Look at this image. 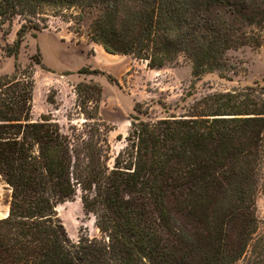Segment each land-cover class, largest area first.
Here are the masks:
<instances>
[{
    "label": "trees",
    "instance_id": "16d2710c",
    "mask_svg": "<svg viewBox=\"0 0 264 264\" xmlns=\"http://www.w3.org/2000/svg\"><path fill=\"white\" fill-rule=\"evenodd\" d=\"M89 15V41L106 53L150 70L183 59L195 80H231L230 53L264 45V0H0L4 36L24 22L6 55L17 57L27 31L50 18L80 26ZM32 60L0 76V176L12 191L0 264H264V86L207 95L185 115L131 116L111 165L103 86L77 85L86 121L65 134L46 116L32 119L40 53ZM79 195L99 235L74 241L57 207Z\"/></svg>",
    "mask_w": 264,
    "mask_h": 264
},
{
    "label": "rangeland",
    "instance_id": "374dc122",
    "mask_svg": "<svg viewBox=\"0 0 264 264\" xmlns=\"http://www.w3.org/2000/svg\"><path fill=\"white\" fill-rule=\"evenodd\" d=\"M91 22V15L87 16L80 26L69 18H50L48 27L42 31L33 29L27 31L22 50L17 57H8L5 48L13 45L17 32L24 22L18 18L14 20L10 27V34L7 36L3 33L9 30V24L0 30V76L13 74L17 64L26 66L33 63V56L40 53L42 63L34 65L36 87L32 119L41 121L43 116H46L52 119L53 123H58L65 134H71L74 128H81L86 121L78 106L76 87L79 83L96 82L108 88L109 84L112 88L115 87L116 80L103 69L83 66L84 62H96L99 63L98 67H102L93 49L88 50V60L86 58L85 48H88L86 41H89L87 32ZM46 35L54 36L64 49L77 48L79 53L72 56L78 60V66L82 65L83 68L99 71V73L80 74L79 71L82 68L78 71L64 72L48 69L43 63L41 52V44ZM122 57L127 58L125 60L130 63L131 67L121 80L116 81L124 97L120 102L114 98L113 94L104 93L101 104L102 118L113 127V131L109 134L111 165L126 147V138L131 130V116H139L144 121H157L173 115H185L192 111L197 101L207 95L225 92L234 87L251 86L255 83L264 86V45L257 50L243 48L230 53L231 68L228 74L231 80L222 78L217 73L207 74L200 80H195L192 76L191 65L183 59L179 64L166 67L159 73L150 72L146 63L129 56L111 57L110 65L113 66ZM137 103L140 105V114L133 110ZM121 106L126 111L132 110L131 113L128 116L125 113L116 122H111L110 114ZM11 195V189L0 176V219L5 218L9 213ZM57 212L72 240L77 241L82 234H89L93 237L99 235L95 226V218L84 212L80 195L75 201L59 205ZM258 214L264 222V194L258 200Z\"/></svg>",
    "mask_w": 264,
    "mask_h": 264
},
{
    "label": "crops",
    "instance_id": "0c3cea01",
    "mask_svg": "<svg viewBox=\"0 0 264 264\" xmlns=\"http://www.w3.org/2000/svg\"><path fill=\"white\" fill-rule=\"evenodd\" d=\"M86 45L88 46V48H85L87 60L89 57L88 50L93 49L96 53L98 61L102 64V67H98L99 63L97 64L96 62H84V67H90L91 69H103V71L107 72L116 81L121 80L130 71V63L125 60L127 58L122 57L121 60L111 66V57H114V55L106 53L102 46L90 43L88 40L86 41ZM41 52L43 56V63H45L46 67L50 70L64 72L78 71L79 69L83 68L82 65L78 66V60L72 56H76L79 53V50H77V48L64 49L54 36L46 35L44 37V40L41 44ZM150 72L159 73L160 70H150ZM116 81L114 88H112V85L109 84V88L103 85V89L105 94H113L114 98L120 101L123 99L124 94L121 91V88L118 87ZM131 111H126L124 107L121 106V108H118V110L113 112V114H110V121L116 122L122 115H125V113L126 116H128Z\"/></svg>",
    "mask_w": 264,
    "mask_h": 264
}]
</instances>
